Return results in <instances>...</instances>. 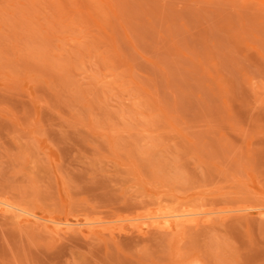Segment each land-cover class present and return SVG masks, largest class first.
Segmentation results:
<instances>
[{
    "label": "rangeland",
    "instance_id": "1",
    "mask_svg": "<svg viewBox=\"0 0 264 264\" xmlns=\"http://www.w3.org/2000/svg\"><path fill=\"white\" fill-rule=\"evenodd\" d=\"M0 197L116 227L209 213L0 235V264H264V0H0Z\"/></svg>",
    "mask_w": 264,
    "mask_h": 264
},
{
    "label": "bare ground",
    "instance_id": "2",
    "mask_svg": "<svg viewBox=\"0 0 264 264\" xmlns=\"http://www.w3.org/2000/svg\"><path fill=\"white\" fill-rule=\"evenodd\" d=\"M208 214V212L201 213L191 210L174 214H157L142 219L139 218L140 220L129 218L127 219V225L122 224L116 227L107 224L96 225L97 222L95 221H71L67 218L62 219L30 209L23 204L10 200L8 197H0V217L3 218L4 221H0V226H9L7 232L2 231L0 235H3V237H10L11 233H23L25 229L41 228L48 233L50 245L63 239L68 232L77 233L84 239L92 236L96 238H105V235L113 239L114 231H124L129 227L141 234L146 233L149 228H159L169 232L181 231L186 225H197L199 222L209 220L207 217ZM259 214L264 215V211L259 212ZM7 243L9 244V242ZM51 248L52 246L48 249L50 250ZM179 264L201 263L196 259H186Z\"/></svg>",
    "mask_w": 264,
    "mask_h": 264
}]
</instances>
